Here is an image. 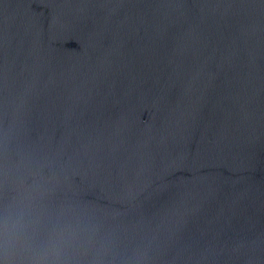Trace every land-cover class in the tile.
<instances>
[{"label": "water", "instance_id": "1", "mask_svg": "<svg viewBox=\"0 0 264 264\" xmlns=\"http://www.w3.org/2000/svg\"><path fill=\"white\" fill-rule=\"evenodd\" d=\"M0 264H264V0H0Z\"/></svg>", "mask_w": 264, "mask_h": 264}]
</instances>
